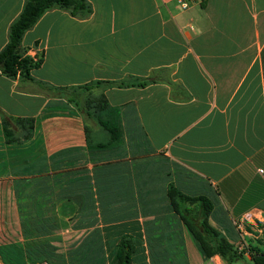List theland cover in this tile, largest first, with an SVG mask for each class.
Masks as SVG:
<instances>
[{
  "label": "crops",
  "instance_id": "1",
  "mask_svg": "<svg viewBox=\"0 0 264 264\" xmlns=\"http://www.w3.org/2000/svg\"><path fill=\"white\" fill-rule=\"evenodd\" d=\"M188 1L86 0L89 13L51 8L25 33L23 53L42 58L33 79L0 70V264H71L84 180L94 186L103 171L110 195L95 188L90 201L108 264L126 234L133 264H179L167 251L186 264L206 258L171 206V184L207 197L209 222L229 242L264 254V0ZM24 3L0 0V51ZM94 81L107 83L80 88ZM91 115L118 139L88 145ZM26 117L24 140L13 119ZM76 148L78 177L60 194L55 175L72 169Z\"/></svg>",
  "mask_w": 264,
  "mask_h": 264
},
{
  "label": "trees",
  "instance_id": "2",
  "mask_svg": "<svg viewBox=\"0 0 264 264\" xmlns=\"http://www.w3.org/2000/svg\"><path fill=\"white\" fill-rule=\"evenodd\" d=\"M64 8L71 10L73 13L87 14L90 12V7L86 0H25L21 13L10 24L9 39L7 44L0 51V70L11 78L19 76L24 80L33 79L30 72L33 68L40 66L42 58L34 59L23 53L22 39L25 33L32 28L42 15L51 8ZM107 83L105 81H94L80 86V88L88 89L94 85ZM118 85L128 83H116ZM132 85H144V81L138 80L130 82ZM64 90V88H61ZM102 105L98 108H104V97ZM22 130H24V140L29 139L34 128V119L32 117L15 118L13 119ZM9 118H5L4 122L9 125ZM97 124L109 134L107 142H99L96 146L107 147L118 139V128L111 126L108 122L99 119ZM18 138V137H17ZM12 139V138H10ZM91 138L88 136V145L92 146ZM79 148L71 150L72 160L69 171H60L55 175L57 188L59 193L64 192L63 182L67 179L78 177V170L73 169L78 164ZM75 156V157H74ZM52 160L57 161V157H52ZM68 160H65L67 162ZM60 163V167L62 166ZM101 179L96 181L95 185H90V179L87 178L84 197L88 198L82 203V211L74 222L73 227L76 229L67 235V241L71 244V264H108L105 251L100 244V239L95 237L94 225V202L92 199L93 192H98L99 198L102 199L103 193L109 197L112 186L110 174L107 171L102 172ZM98 176V175H97ZM97 178V177H96ZM99 178V177H98ZM69 179V180H70ZM97 180V179H96ZM77 182H71V187L78 188ZM76 185V186H73ZM168 196L171 200L172 208L180 214L183 221L187 224L192 234L199 241L202 250L206 257L219 255L228 264H233L240 259L243 252L238 251L235 245L232 244L219 233L209 222V215L212 210V203L205 196H190L179 190L171 184L168 188ZM103 205H109L108 202L102 201ZM102 205V206H103ZM87 213H83V210ZM90 211V212H89ZM83 213V214H82ZM86 228V229H85ZM135 251V242L132 235H123L118 241L117 250L114 259L109 264H133V253ZM252 256L254 264H264V254L253 249Z\"/></svg>",
  "mask_w": 264,
  "mask_h": 264
},
{
  "label": "rangeland",
  "instance_id": "3",
  "mask_svg": "<svg viewBox=\"0 0 264 264\" xmlns=\"http://www.w3.org/2000/svg\"><path fill=\"white\" fill-rule=\"evenodd\" d=\"M87 118H88L87 123H88V127H89L88 134L90 135V138L93 141L99 140L102 142H107L109 139V134L105 130H103L100 126H99V130L97 129L96 125H94L95 123H93V121L91 120L92 115L90 117H87ZM86 213H87V211H86ZM78 216H76V218L71 220L72 221L71 226L74 224V222L77 221ZM72 228H73V226H72ZM167 253L168 254L173 253L177 257V262L179 264H186V257L182 251H167ZM233 264H254V263L250 259H248L246 257H242V258L238 259L237 261H235Z\"/></svg>",
  "mask_w": 264,
  "mask_h": 264
},
{
  "label": "built area",
  "instance_id": "4",
  "mask_svg": "<svg viewBox=\"0 0 264 264\" xmlns=\"http://www.w3.org/2000/svg\"><path fill=\"white\" fill-rule=\"evenodd\" d=\"M177 2L181 5V7L186 8L189 6V1L188 0H177ZM260 172H264V169H260ZM246 224L244 221H238L236 223V227L239 231H247V228L245 226ZM260 227V226H259ZM258 227V228H259ZM235 248L243 253H247L252 255L253 253V248L252 245L246 241H241L239 244L235 245ZM200 264H221L220 259L217 255L206 257L204 260L201 261Z\"/></svg>",
  "mask_w": 264,
  "mask_h": 264
}]
</instances>
